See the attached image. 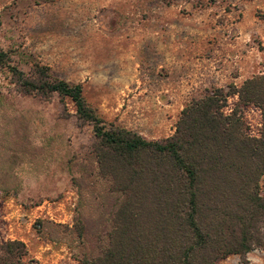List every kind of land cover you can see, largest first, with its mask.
<instances>
[{"label": "rangeland", "instance_id": "374dc122", "mask_svg": "<svg viewBox=\"0 0 264 264\" xmlns=\"http://www.w3.org/2000/svg\"><path fill=\"white\" fill-rule=\"evenodd\" d=\"M0 52V241L80 264L116 198L87 152L92 127L68 98L22 93L9 67L46 66L106 121L161 140L205 89L263 72L264 0H0ZM243 112L257 132L258 109ZM216 264H264V247Z\"/></svg>", "mask_w": 264, "mask_h": 264}, {"label": "trees", "instance_id": "16d2710c", "mask_svg": "<svg viewBox=\"0 0 264 264\" xmlns=\"http://www.w3.org/2000/svg\"><path fill=\"white\" fill-rule=\"evenodd\" d=\"M9 69L22 93L68 98L92 127L87 152L116 198L104 235L80 264H216L264 247V70L240 85L205 89L182 109L171 136L152 140L103 119L81 83L39 64L30 73ZM248 106L261 113L256 136L244 119ZM0 264L44 263L12 239L0 241Z\"/></svg>", "mask_w": 264, "mask_h": 264}, {"label": "built area", "instance_id": "2783aa9c", "mask_svg": "<svg viewBox=\"0 0 264 264\" xmlns=\"http://www.w3.org/2000/svg\"><path fill=\"white\" fill-rule=\"evenodd\" d=\"M253 107H255V106H253ZM255 108H257V107H255ZM258 109V108H257ZM258 111H259V113H260V110L258 109ZM260 117H261V113H260ZM246 124L249 126V124L246 122ZM260 126H261V122H260ZM258 131H259V129H258ZM258 131L257 132H255V133H253L254 131H252V130H250V128H249V133L251 134V135H253V136H256V135H258ZM24 242V241H23Z\"/></svg>", "mask_w": 264, "mask_h": 264}]
</instances>
